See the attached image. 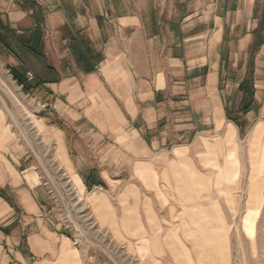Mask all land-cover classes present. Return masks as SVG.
Masks as SVG:
<instances>
[{
	"label": "crops",
	"instance_id": "0c3cea01",
	"mask_svg": "<svg viewBox=\"0 0 264 264\" xmlns=\"http://www.w3.org/2000/svg\"><path fill=\"white\" fill-rule=\"evenodd\" d=\"M0 23L17 34L12 46L17 42L22 52L11 46L8 59L17 76L25 75L23 56H33L26 49L29 41L45 47L44 52L67 46L68 60L79 64L72 74L46 86L55 95L67 96L70 125L99 149L96 158L88 154L102 161L93 160L92 169L99 166L108 175L111 166L115 173L134 178L121 193L122 199L132 201L130 217L113 220L110 229L117 236L125 233L128 245L136 240L130 247H139L145 256L137 233L153 241L186 237L183 223L167 226L169 220L159 217L153 192L162 188L156 176L169 185L165 189L192 199L190 211L185 209L191 214L198 206V191L218 190L216 172L203 171L204 155L214 158L207 153L223 143L236 157L238 125L230 117L242 105L240 85L248 74L243 62L251 54V111L261 104L263 108L250 138L257 143L252 137L262 135L257 145L264 142V0H0ZM256 40L262 43L252 53ZM38 56L43 59V54ZM250 112L247 121L255 120ZM59 146L70 164L64 136ZM85 151L78 149L81 158ZM10 173L14 182L8 185L16 203L2 199L0 217L12 215L5 226L18 220L20 229L0 231V264H83L65 236L47 229L26 232L32 223L41 226L36 216L45 193L33 190L38 185L30 184L33 177L20 180ZM226 180L235 182V176ZM96 201L106 205L104 195ZM168 210L171 219L179 217L174 216L175 207Z\"/></svg>",
	"mask_w": 264,
	"mask_h": 264
},
{
	"label": "rangeland",
	"instance_id": "374dc122",
	"mask_svg": "<svg viewBox=\"0 0 264 264\" xmlns=\"http://www.w3.org/2000/svg\"><path fill=\"white\" fill-rule=\"evenodd\" d=\"M258 15L259 13L256 17ZM2 24L5 28L0 30L1 210L2 199L16 203V197L8 185L14 182L11 170L20 180H24L25 176L33 177L34 180L30 184H38L37 187L30 188V185L23 181L24 186L36 192L40 188L45 193V204L36 216L41 226L32 223L31 227H27L26 232L42 233V230L47 229L50 233H57L59 238L65 236L73 249L79 252L83 264H216L220 262L219 259V261H211L208 258L214 251L228 256L226 264H264V186L258 204L253 202L250 195L253 179H261L264 184V142L258 146L250 138L258 113L262 111V104L258 105L254 112H250L255 120L247 121L244 119L247 114L242 116L239 112H233L234 116H241L246 122L243 130L240 126H236L238 143L236 157L231 156L229 146L223 143L207 153L214 155V158L204 155L203 171L216 172L218 190L198 191V206L192 209L194 214L185 212V209L190 211L188 208L193 204L192 199L184 198L182 191L165 189L169 185L161 176H156L162 188L161 192L157 189L153 192L158 196H154L153 204L159 210V217L169 220L164 222L167 226L179 225L193 219L197 221L194 223L197 227L191 234L194 244L190 243L191 239L187 236L165 237L153 241L137 233L139 240L143 242V251L148 255L145 256L139 247H130L137 243L136 240L130 241L128 245L129 239L125 237V233L117 236L110 229L113 220L125 222L130 217L132 201L130 198L122 199L121 193L130 187L134 178L126 172L115 173L114 167L111 169V166L106 168L112 170L108 175L100 172L102 168L100 169L99 166L92 169L95 161L99 163L102 161L91 160L89 155H95L96 158L99 149L97 150L96 144L93 146L92 141L83 137L70 125L67 117V96L55 95L46 86L54 83V80L60 81L68 73L72 74L75 65L79 66V64L68 60L70 55H67V46L48 47L47 52L46 50L44 52L45 47H38L43 59L38 55L35 56L36 53L26 47L35 57L23 56L25 60L21 59L25 64V75L20 78L27 79L32 85L30 92L25 91L14 78L10 70L13 68L8 63L9 49L17 34L8 29V24ZM28 43L31 44L30 41L26 42ZM15 44L17 42L12 48L22 52ZM48 44L51 46L52 43L49 41ZM252 58L253 54L248 55L246 62H243V67H246L248 72ZM63 59L67 61L59 62ZM50 66L54 71L50 70ZM28 72H33L32 80H29ZM78 81L81 82V79L78 78ZM63 136L71 158L70 164L61 157L59 143ZM261 141H264V138ZM79 148L86 150L85 158H81L78 154ZM72 166L77 173L72 172L70 168ZM92 172L93 178L88 180ZM233 175L235 182L228 183L226 178ZM94 179L98 182L95 183ZM102 195L105 197V206L102 201H96V198ZM211 204L214 206L212 207ZM171 206L176 208L174 215L176 218L180 213L177 219H171L168 210ZM114 207L116 210H113ZM215 207L218 209V214L214 212ZM171 211L173 215V209ZM106 212L108 213L105 214ZM3 214L1 212L0 216ZM20 215H22L21 211ZM6 216L0 217V231L14 227L20 229L18 220L6 227L5 224L12 215ZM246 219L254 220L253 230L249 228L251 223ZM130 221L124 225L130 224ZM163 230L168 231L167 227ZM252 234L255 235L254 238ZM149 248L152 249L150 250L152 253L148 251ZM220 255L216 254L218 257Z\"/></svg>",
	"mask_w": 264,
	"mask_h": 264
},
{
	"label": "trees",
	"instance_id": "16d2710c",
	"mask_svg": "<svg viewBox=\"0 0 264 264\" xmlns=\"http://www.w3.org/2000/svg\"><path fill=\"white\" fill-rule=\"evenodd\" d=\"M3 28H5L3 26L2 23H0V30H3ZM10 31V30H8ZM256 37L259 39V35H261L259 30H256ZM260 43H262L261 41L256 40V46L253 47V52L257 50L258 46L260 45ZM26 47L32 51L35 52L38 55H42V52L40 53L38 50V47H35L33 45H31L30 43L26 44ZM253 67H254V63L253 61H251L250 63V72H248L246 79L241 83L240 85V89L241 91L244 93L243 96V102L242 105L239 109V112L241 113L242 116H244L245 114H247L248 112H250L252 110V107L254 105V100H255V88H254V79H253ZM53 70V67L50 66V70ZM14 78L17 80V82L24 88L25 91L30 92L32 85L31 83L27 80V79H23L20 77H17V75L15 74L13 69H10ZM55 82H58L59 80H54ZM47 82V81H46ZM230 119H232L238 126H240L241 130H243L246 126V122L245 120L241 119V116H233L230 117ZM91 178H93V172L92 174H90V176L88 177V180H90ZM95 183L98 182L96 181V179H94Z\"/></svg>",
	"mask_w": 264,
	"mask_h": 264
},
{
	"label": "bare ground",
	"instance_id": "6f19581e",
	"mask_svg": "<svg viewBox=\"0 0 264 264\" xmlns=\"http://www.w3.org/2000/svg\"><path fill=\"white\" fill-rule=\"evenodd\" d=\"M261 137H262V135L260 136V138H258V137H256V138H254V137H252L253 139H255L256 140V142H257V144H258V142H259V140L261 139ZM253 163H255V162H253ZM252 182V181H251ZM263 186H264V184H263V180H261V179H258V178H255V179H253V183H252V185H251V189H250V195H251V198H253V202L254 203H256V204H258L260 201H261V191H262V188H263ZM186 204V203H185ZM191 218V217H190ZM198 219V218H197ZM247 221H249L251 224H249V228L251 229V230H253L254 229V220H251V219H246ZM197 222V221H196ZM193 219H190L188 222H185V223H183L182 224V226H183V228H184V233H185V235L187 236V238H189V239H191L192 238V235L191 234H193V231L196 229V227H197V225H195L194 223H196ZM177 223V222H176ZM194 224V225H193ZM219 225V224H218ZM199 226V225H198ZM181 228V227H180ZM209 228V227H208ZM198 230H200V229H198ZM207 231V230H206ZM214 231V230H213ZM208 232V231H207ZM205 233V232H204ZM206 236V235H205ZM197 237H198V235H197ZM207 237V236H206ZM211 237V236H210ZM252 237L254 238L255 237V235L254 234H252ZM195 238V237H194ZM209 238V237H208ZM220 240V239H219ZM194 241H193V239H191L190 240V243L191 244H194L193 243ZM219 244H220V242H219ZM210 247V246H209ZM217 248V247H216ZM158 249H159V247H158ZM215 249V248H214ZM162 250V249H161ZM224 250V249H223ZM146 252V251H145ZM206 254V253H205ZM216 254L218 255H220L221 253H218V252H216V251H214V252H212V253H210V257H208L211 261H216V260H220V262H221V264H226V262L228 261V256H223L222 254L218 257V256H216ZM191 258V257H190ZM189 258V260H191ZM218 260V261H219ZM220 262H218V263H220ZM213 263V262H212ZM218 263H216V264H218ZM228 263V262H227Z\"/></svg>",
	"mask_w": 264,
	"mask_h": 264
},
{
	"label": "built area",
	"instance_id": "2783aa9c",
	"mask_svg": "<svg viewBox=\"0 0 264 264\" xmlns=\"http://www.w3.org/2000/svg\"><path fill=\"white\" fill-rule=\"evenodd\" d=\"M27 75H28L29 80H32L34 78L33 72H28Z\"/></svg>",
	"mask_w": 264,
	"mask_h": 264
}]
</instances>
